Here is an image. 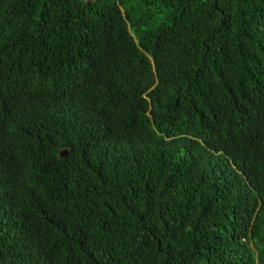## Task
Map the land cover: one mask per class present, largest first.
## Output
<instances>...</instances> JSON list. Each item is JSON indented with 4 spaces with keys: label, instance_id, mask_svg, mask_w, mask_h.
I'll use <instances>...</instances> for the list:
<instances>
[{
    "label": "trees",
    "instance_id": "1",
    "mask_svg": "<svg viewBox=\"0 0 264 264\" xmlns=\"http://www.w3.org/2000/svg\"><path fill=\"white\" fill-rule=\"evenodd\" d=\"M0 264H264V0H0Z\"/></svg>",
    "mask_w": 264,
    "mask_h": 264
},
{
    "label": "water",
    "instance_id": "2",
    "mask_svg": "<svg viewBox=\"0 0 264 264\" xmlns=\"http://www.w3.org/2000/svg\"><path fill=\"white\" fill-rule=\"evenodd\" d=\"M67 156V151H64V152H62V154H61V157H66Z\"/></svg>",
    "mask_w": 264,
    "mask_h": 264
}]
</instances>
